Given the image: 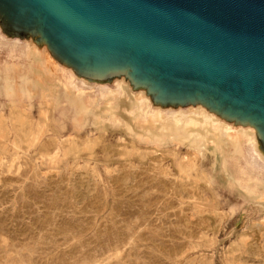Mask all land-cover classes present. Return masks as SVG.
<instances>
[{
    "label": "rangeland",
    "instance_id": "obj_1",
    "mask_svg": "<svg viewBox=\"0 0 264 264\" xmlns=\"http://www.w3.org/2000/svg\"><path fill=\"white\" fill-rule=\"evenodd\" d=\"M19 18L0 27L10 41L26 40ZM114 47L83 69L92 93L119 78L109 59L127 49ZM5 52L0 264H264V193L239 183L233 147L197 129L137 126L123 107L96 112L86 95L29 69L26 56L7 70ZM176 81L163 78L158 91L170 95Z\"/></svg>",
    "mask_w": 264,
    "mask_h": 264
},
{
    "label": "water",
    "instance_id": "obj_2",
    "mask_svg": "<svg viewBox=\"0 0 264 264\" xmlns=\"http://www.w3.org/2000/svg\"><path fill=\"white\" fill-rule=\"evenodd\" d=\"M27 3L0 0L2 26L15 29L12 21L23 17L20 23L28 31L37 25L36 15L42 14L48 38L59 54L78 64L81 75L104 56L102 52L122 45L127 54L114 59L116 64L109 59L112 71L122 69L138 51L142 66L158 63L160 86L163 78L173 76L177 80L173 90L179 85L185 89L201 71L212 83L217 80L227 97H240L243 103L246 93L251 101L264 105V0ZM48 16L63 41L58 43L50 35Z\"/></svg>",
    "mask_w": 264,
    "mask_h": 264
},
{
    "label": "bare ground",
    "instance_id": "obj_3",
    "mask_svg": "<svg viewBox=\"0 0 264 264\" xmlns=\"http://www.w3.org/2000/svg\"><path fill=\"white\" fill-rule=\"evenodd\" d=\"M35 21L37 25L27 31L24 42L18 38L10 41L0 32V49H6L3 64L7 70L21 67L20 59L26 56L29 69L43 78L60 81L67 93L73 91L81 97L86 95L101 107L96 112H117L123 107L127 119L137 126L157 129L163 134L197 129L218 137L224 142L220 147L228 145L239 153L241 162L236 174L243 188L249 186L255 193H264V105L251 101L246 93L243 103L240 97H227L223 86L217 80L212 83L201 71L190 86L183 89L179 85L165 96L158 91V63L142 66L138 51L121 67L118 73L121 76L114 86L106 85L99 92L92 93L79 73L78 64L59 54L48 38L42 14H37ZM48 58L53 60V66L49 65ZM257 139L260 150L255 146Z\"/></svg>",
    "mask_w": 264,
    "mask_h": 264
},
{
    "label": "crops",
    "instance_id": "obj_4",
    "mask_svg": "<svg viewBox=\"0 0 264 264\" xmlns=\"http://www.w3.org/2000/svg\"><path fill=\"white\" fill-rule=\"evenodd\" d=\"M1 24V23H0ZM2 26V25H1ZM3 27V26H2ZM4 28V27H3ZM5 29V28H4Z\"/></svg>",
    "mask_w": 264,
    "mask_h": 264
}]
</instances>
